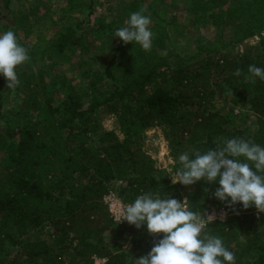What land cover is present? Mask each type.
<instances>
[{
    "label": "trees",
    "instance_id": "16d2710c",
    "mask_svg": "<svg viewBox=\"0 0 264 264\" xmlns=\"http://www.w3.org/2000/svg\"><path fill=\"white\" fill-rule=\"evenodd\" d=\"M24 1L17 2L25 8ZM118 1L124 19L142 7L144 13L156 7L144 6L143 0ZM15 3L4 4L9 12L0 14V35L13 31L30 59L16 68L18 88H7L0 74V264H94L93 257L106 264H136L164 234L114 221L104 197L115 180L126 182L118 193L126 205L151 192L182 203L187 199L188 209L198 215L207 207L224 209L227 219L209 222L205 231L222 239L235 264H264V213L217 199L218 181H198L184 195L185 185L174 184L144 149L146 131L162 126L175 175L181 154L195 158L196 150L215 149L221 138L264 147V81L248 73L253 64L264 68V38L257 46L245 43L264 32V0H191L194 22L212 33L203 38L173 16L169 22L175 27L156 26L151 51L125 53L127 44L120 39L121 62L112 59L102 76L81 89L62 70L54 74L52 67L33 62L40 55L61 60L70 50L86 51L73 13L93 4L67 0L64 23L53 38L38 35V43H22V33L32 35L39 6L29 5L22 14L12 9ZM162 10L166 14V6ZM119 28L117 22L101 30L115 34ZM192 38L196 51L190 54L186 46ZM239 45L242 52L236 51ZM237 69L240 76L234 75ZM13 93L20 101L7 109ZM220 95L224 105L251 111L254 128H239L231 106L227 113L218 111ZM101 111L116 117L123 138L103 128Z\"/></svg>",
    "mask_w": 264,
    "mask_h": 264
},
{
    "label": "clouds",
    "instance_id": "9594fccd",
    "mask_svg": "<svg viewBox=\"0 0 264 264\" xmlns=\"http://www.w3.org/2000/svg\"><path fill=\"white\" fill-rule=\"evenodd\" d=\"M145 11L142 7L133 12L127 26L116 30L115 38L125 44L135 42L143 50L151 51L152 21L143 14ZM29 59L28 50L17 42L13 31L0 35V74L7 79V88L19 86L16 68ZM248 73L264 81V68L253 64ZM241 74L240 69L234 73ZM216 144L215 149L204 153L196 150L195 158L181 154V166L175 172V181L172 178L173 183L189 186L201 180L218 181L220 187L214 193L217 199L228 202L230 198L229 206L242 203L244 209L255 206L264 213V147L243 138H221ZM185 201L169 198L167 194L162 199L161 195L148 192L123 209L121 222L126 220L137 229L147 225L152 235L164 234L147 255L136 259V264H235L234 253L224 246L222 239L205 231L216 217L205 218L190 211Z\"/></svg>",
    "mask_w": 264,
    "mask_h": 264
},
{
    "label": "rangeland",
    "instance_id": "374dc122",
    "mask_svg": "<svg viewBox=\"0 0 264 264\" xmlns=\"http://www.w3.org/2000/svg\"><path fill=\"white\" fill-rule=\"evenodd\" d=\"M17 1L18 0H15L16 3L11 5L12 9L17 10L22 14L27 12L25 11V8L29 5L39 6L37 15H31L33 25L32 35L25 37L24 33H22L20 42L38 43V41H35L38 35L45 40H50V38H53V36L59 32L61 24L64 23L61 18L63 16L65 18L66 16L63 8L65 7L67 0H31L30 2L28 0H22L24 1L22 3L24 4L25 8L21 7L20 3ZM5 2L6 0H0V14L3 15L9 12V9H7L4 5ZM90 2L93 4L91 10H89L87 7H82L73 13V17H75L77 20L74 22V25H78L79 33H81L85 38L87 50L83 51V47L77 50H70L66 52L65 57L61 60H46L40 55L39 60L37 62H33V64H45L46 66L52 67L53 71L55 72L54 74L62 70L64 73H67L69 76L74 78V84L79 89L89 85L90 81L95 76H102L106 68L111 63L112 59H115L117 64L121 62V58L119 57V53L117 51L120 38H115V34L104 32L101 30V28L108 27L110 24L117 22L121 27H125L129 21L128 17L125 19L121 18L119 14L121 6L116 4L119 2L118 0H87V5H89ZM151 2L155 3L156 7L153 10H150L149 13L143 14L150 16L152 23L149 27L153 35L157 34V25L166 28L170 26V28L173 26L175 27V24L169 22L173 16L178 18L179 23H187L188 25L190 24L189 27L192 28L191 30H193L195 34L196 32L200 31V34L203 38L206 37L207 34L212 33V31H210L211 29H206L203 25H196L194 22L192 15L190 12H188L189 7L191 6V0H143L144 6ZM44 3H46L45 6L43 5ZM162 6H166V14H163L164 11L162 10ZM120 21L122 23H120ZM223 32L224 31H221V33ZM194 38H192V41L189 43L187 41L186 47L189 49L188 52L190 54L196 51V42L194 41ZM261 38H264V32L261 36L248 39L245 43L250 46H257L260 43ZM127 47L128 49L125 51V53L138 50L140 48L143 49L141 45L135 42L128 43ZM243 49L244 46L239 45L236 51L242 52ZM125 64L132 63L126 62ZM105 86L106 85L100 83L99 88L107 94ZM98 94H100L99 91ZM11 97L13 100L6 105L7 109L17 107V104L20 101V97L15 96V93H13ZM218 97L219 98L215 106L218 111L222 110L223 113H227L229 106H231L234 108V117L239 128L243 130L254 128L256 120L255 115L251 111L247 109H239L234 107L232 104L226 106L224 104L227 100L225 99L224 95H220ZM99 114L102 116L103 128L107 131H116L119 136L123 138L116 117L113 114L103 111H101ZM164 134L165 131L162 126L157 125L148 129L144 137V149L153 157V159L156 160L157 167L161 170H166L172 175V178L175 181L176 177L173 174V166L176 164V161L171 156V150L167 141L165 140ZM117 181L119 180L113 181L110 185L111 190L119 193V191L126 185V182L120 184ZM193 190V186H185L182 189V193L186 195L191 193ZM209 208L211 207H207L206 210ZM204 212L201 214V216H204ZM227 217L228 216H225L223 219L218 220L223 221L226 220Z\"/></svg>",
    "mask_w": 264,
    "mask_h": 264
},
{
    "label": "built area",
    "instance_id": "2783aa9c",
    "mask_svg": "<svg viewBox=\"0 0 264 264\" xmlns=\"http://www.w3.org/2000/svg\"><path fill=\"white\" fill-rule=\"evenodd\" d=\"M117 182L120 184L123 183V181H121V180H119ZM104 203L106 204L111 216L113 217L114 221L117 224L121 225V224L128 223L126 220L121 222V220L123 218L122 217L123 209L127 205L124 204V202L122 201V199L120 198L119 194L116 191L110 190L109 193L107 195H105V197H104ZM185 203L187 204V200L185 201ZM208 215H214L216 217L215 220L221 219V217L228 216L227 212L224 209H218V208H214V207H211L204 212L205 218H207ZM93 260H94V264H106V260L102 259V258L93 257Z\"/></svg>",
    "mask_w": 264,
    "mask_h": 264
}]
</instances>
